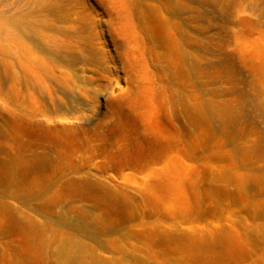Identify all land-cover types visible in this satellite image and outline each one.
I'll use <instances>...</instances> for the list:
<instances>
[{"label": "rangeland", "instance_id": "rangeland-1", "mask_svg": "<svg viewBox=\"0 0 264 264\" xmlns=\"http://www.w3.org/2000/svg\"><path fill=\"white\" fill-rule=\"evenodd\" d=\"M0 201L39 264H264V0H0Z\"/></svg>", "mask_w": 264, "mask_h": 264}, {"label": "bare ground", "instance_id": "bare-ground-1", "mask_svg": "<svg viewBox=\"0 0 264 264\" xmlns=\"http://www.w3.org/2000/svg\"><path fill=\"white\" fill-rule=\"evenodd\" d=\"M42 1V0H41ZM141 12L146 13L147 18L149 20H155L159 27V35L158 37L164 42L167 40V33H168V26H167V20L166 17L161 16L158 17L156 15L155 11L152 10L149 6L145 5L141 9ZM10 28L13 31H18L21 34H23V38L21 39L22 41L25 40L27 41H35L42 43L43 38L41 36L40 32V26L39 23H37V20L34 16H24L18 21L13 22L12 20L10 21ZM26 49L24 47H21V52L22 55H24ZM193 111H197V107L193 105L192 107ZM1 175L3 176V182L4 183H9L8 176H9V171L6 169L2 170ZM3 197V196H2ZM0 213L3 214L2 219L4 227L2 228L3 234H7L9 231H11L12 227H17L21 231H24L25 228L31 229L27 227V221L26 220H15L13 218H10L9 220L7 219L8 216V207L5 201H0ZM5 214V215H4ZM8 224V226H7ZM26 230V229H25ZM31 232L33 233L32 229ZM35 238L31 241V243H22L24 250L23 252H19L15 254V257L13 259V262L11 264H39L40 259H39V253L41 250V242L39 240V234L33 233ZM182 239H186L189 243H193V240L187 236L182 237ZM196 242H202L205 244H210L213 243V240H209L207 238H201V239H194ZM43 253V252H42ZM59 254L61 256L66 255V249L64 247L59 248ZM42 255V254H41ZM66 259L69 257V255H66ZM66 261V260H65ZM70 261V258H68L67 263ZM64 262V260H63ZM72 263V262H71ZM69 264V263H68ZM78 264V263H77ZM79 264H84L83 262ZM90 264H95L94 261H91ZM118 264H124V263H118Z\"/></svg>", "mask_w": 264, "mask_h": 264}]
</instances>
